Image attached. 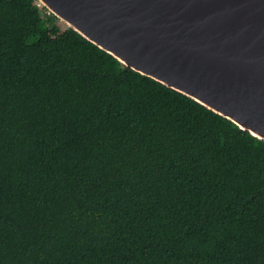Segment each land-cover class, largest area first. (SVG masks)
I'll list each match as a JSON object with an SVG mask.
<instances>
[{"label":"trees","instance_id":"trees-1","mask_svg":"<svg viewBox=\"0 0 264 264\" xmlns=\"http://www.w3.org/2000/svg\"><path fill=\"white\" fill-rule=\"evenodd\" d=\"M0 0V264H264V140Z\"/></svg>","mask_w":264,"mask_h":264},{"label":"water","instance_id":"water-1","mask_svg":"<svg viewBox=\"0 0 264 264\" xmlns=\"http://www.w3.org/2000/svg\"><path fill=\"white\" fill-rule=\"evenodd\" d=\"M125 66L264 140V0H38Z\"/></svg>","mask_w":264,"mask_h":264},{"label":"rangeland","instance_id":"rangeland-1","mask_svg":"<svg viewBox=\"0 0 264 264\" xmlns=\"http://www.w3.org/2000/svg\"><path fill=\"white\" fill-rule=\"evenodd\" d=\"M37 2L40 4V5H42L38 0H37ZM43 6V5H42ZM47 10V9H46ZM46 10H43V9H41L40 10V14L41 15H44L45 14V12H46ZM48 11V10H47ZM58 20H60L59 18H57ZM60 22H62V24H63V26L65 27V26H67V24L65 23V22H63L62 20H60Z\"/></svg>","mask_w":264,"mask_h":264},{"label":"built area","instance_id":"built-area-1","mask_svg":"<svg viewBox=\"0 0 264 264\" xmlns=\"http://www.w3.org/2000/svg\"><path fill=\"white\" fill-rule=\"evenodd\" d=\"M38 5H40V4L38 3Z\"/></svg>","mask_w":264,"mask_h":264}]
</instances>
